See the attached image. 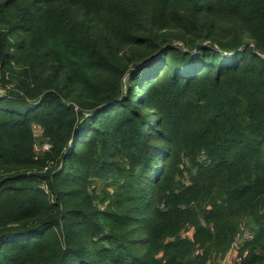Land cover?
I'll return each instance as SVG.
<instances>
[{"label":"trees","instance_id":"16d2710c","mask_svg":"<svg viewBox=\"0 0 264 264\" xmlns=\"http://www.w3.org/2000/svg\"><path fill=\"white\" fill-rule=\"evenodd\" d=\"M232 249L264 264V0H0V264Z\"/></svg>","mask_w":264,"mask_h":264},{"label":"rangeland","instance_id":"374dc122","mask_svg":"<svg viewBox=\"0 0 264 264\" xmlns=\"http://www.w3.org/2000/svg\"><path fill=\"white\" fill-rule=\"evenodd\" d=\"M236 249H232L229 254L224 258V260L220 261V264H223L224 262L227 261H232L236 258Z\"/></svg>","mask_w":264,"mask_h":264},{"label":"built area","instance_id":"2783aa9c","mask_svg":"<svg viewBox=\"0 0 264 264\" xmlns=\"http://www.w3.org/2000/svg\"><path fill=\"white\" fill-rule=\"evenodd\" d=\"M50 144L48 142H44L43 145H42V149H49L50 148ZM37 148V147H36ZM191 234V231L190 230H186L185 231V235H190Z\"/></svg>","mask_w":264,"mask_h":264}]
</instances>
